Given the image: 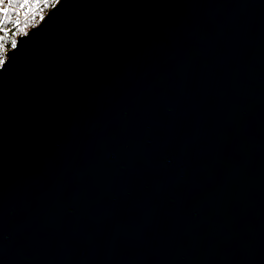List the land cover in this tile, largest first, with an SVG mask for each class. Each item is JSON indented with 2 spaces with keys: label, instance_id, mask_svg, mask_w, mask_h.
<instances>
[{
  "label": "water",
  "instance_id": "95a60500",
  "mask_svg": "<svg viewBox=\"0 0 264 264\" xmlns=\"http://www.w3.org/2000/svg\"><path fill=\"white\" fill-rule=\"evenodd\" d=\"M0 264H264V0H58L19 36Z\"/></svg>",
  "mask_w": 264,
  "mask_h": 264
},
{
  "label": "trees",
  "instance_id": "16d2710c",
  "mask_svg": "<svg viewBox=\"0 0 264 264\" xmlns=\"http://www.w3.org/2000/svg\"><path fill=\"white\" fill-rule=\"evenodd\" d=\"M58 0H0V60ZM2 63H0L1 65Z\"/></svg>",
  "mask_w": 264,
  "mask_h": 264
},
{
  "label": "rangeland",
  "instance_id": "374dc122",
  "mask_svg": "<svg viewBox=\"0 0 264 264\" xmlns=\"http://www.w3.org/2000/svg\"><path fill=\"white\" fill-rule=\"evenodd\" d=\"M45 14H46V13H45ZM45 14H44V15H45ZM44 15L41 17V19L44 17ZM41 19H40V20H41ZM40 20H39L35 25H37V24L40 22ZM35 25H34V26H35ZM34 26H32V27H34ZM32 27H31V28H32ZM31 28H30V29H31ZM30 29H28V31H29ZM28 31H27V32H28ZM27 32H26V33H27ZM26 33H25V34H26ZM16 40H17V39H16ZM15 42H16V41H15ZM14 44H15V43H14ZM13 46H14V45H13ZM12 48H13V47H12ZM6 53H7V52H6ZM5 58H6V57H5ZM4 60H5V59H4ZM3 62H4V61H3Z\"/></svg>",
  "mask_w": 264,
  "mask_h": 264
},
{
  "label": "snow or ice",
  "instance_id": "6c2138e0",
  "mask_svg": "<svg viewBox=\"0 0 264 264\" xmlns=\"http://www.w3.org/2000/svg\"><path fill=\"white\" fill-rule=\"evenodd\" d=\"M0 63H3V61H2V60H0Z\"/></svg>",
  "mask_w": 264,
  "mask_h": 264
}]
</instances>
